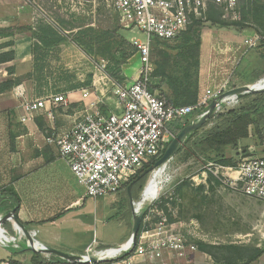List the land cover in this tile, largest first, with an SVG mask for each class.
<instances>
[{
	"label": "rangeland",
	"instance_id": "obj_1",
	"mask_svg": "<svg viewBox=\"0 0 264 264\" xmlns=\"http://www.w3.org/2000/svg\"><path fill=\"white\" fill-rule=\"evenodd\" d=\"M30 2L34 9L32 22L34 32L39 37L54 42L52 44H42L41 42L42 48L38 51V68L34 78L41 88L72 90L80 85H87V88L90 89L94 85L95 88L92 89L94 95L101 97L110 107H115L114 85L121 83L119 80H125L126 77L133 79L136 76L139 58L135 56V49L129 40L136 34L122 23L113 0H30ZM212 19L219 20L226 27L213 24ZM196 23L202 25L198 33V45L194 40H187L183 36L175 41H154L150 51V61L153 66L151 85L163 87L162 82L166 84L171 79H182L185 88L182 102L189 103L186 106L192 107H196L200 97L206 91L215 92L226 81L228 87L230 86L229 82H233V75L228 78L230 73L224 80L215 74L219 69V64L221 66L226 63L227 69H231V65H233L232 49L230 46L214 44V48L211 47L210 50V61L207 62L212 73L209 82L215 83L214 88L206 89L200 85L202 68L206 64V61L202 60V56L203 58L206 56L202 52V37H210L211 33H218L220 40L224 41L222 36L224 33L228 37L227 39L232 40V31L238 33L249 27H256L260 32L258 36L264 37V0H239L235 11L229 13L223 11L217 5L216 0H208L205 15ZM236 23L240 26L239 28L232 26ZM136 37L143 39L141 34H137ZM209 40L214 42L217 39ZM57 41L59 42L57 43ZM263 44L264 42L259 46ZM223 50L224 52H222ZM123 53H132L133 56L122 65L120 61ZM220 57L226 58L224 62L218 61ZM251 58L256 62L259 61L260 66L264 65V54L258 55L256 50H252L242 58L243 63ZM257 85H264V77L255 86ZM228 87L225 92L231 90H228ZM258 95H244L242 96L244 98H238L239 101L235 105H222L223 110L219 115L226 114L239 105L256 99ZM231 101L236 103L235 99ZM205 111V108H197L189 120L176 123L183 128L196 121ZM207 123L198 132V136L209 132L217 125L214 121L210 124ZM175 136L172 134L170 142ZM226 151L236 165L246 158V154H249L250 151H253L258 157H264V134L260 139H254L250 134L248 139L226 148ZM213 157L202 144H197V137L191 139L184 150L173 157L168 166L164 164L155 169L136 185L135 193L132 196L133 201L136 205L142 202L147 183L154 176H160L155 192L150 194L140 208L151 210L156 207V211L154 210L155 212L149 215L145 228L154 229L159 224L175 225V231L185 236L189 244L195 245L200 252L205 247L202 250H205L206 254L210 256L213 264L244 263L249 255L262 247L255 248L231 241L230 235L233 231L227 219L232 216V208L225 204L224 209L219 214L216 213L218 200L215 188L217 184H220L221 176L219 178L218 172L209 166V163L213 166L218 165L209 160ZM212 175H216L215 179ZM204 176H207V181H211L214 186L210 184L206 186L207 181H203L202 178ZM230 189L234 190L231 187ZM123 192L124 189L116 195L117 202L121 197L124 200ZM227 199L226 197V201ZM259 202L261 203V201ZM117 211L119 213L118 209ZM6 213L0 214L5 215ZM111 217L113 218L108 220L113 224L106 228L97 225L96 236L94 235L93 238L111 240L117 237L120 233V227L116 224L118 215L115 212ZM220 217L224 218V221L218 220ZM191 220L198 222L197 233L189 232L190 230L185 226ZM0 231L11 243L6 248L2 246L4 242L0 241V253L11 251L15 236L12 222H3L0 225ZM104 248L106 247L100 246L96 249Z\"/></svg>",
	"mask_w": 264,
	"mask_h": 264
},
{
	"label": "crops",
	"instance_id": "obj_2",
	"mask_svg": "<svg viewBox=\"0 0 264 264\" xmlns=\"http://www.w3.org/2000/svg\"><path fill=\"white\" fill-rule=\"evenodd\" d=\"M33 17L34 9L30 0H0V29L30 27L34 31ZM232 34V40H229L223 33L224 41L220 40L218 33L202 37V52L206 55L205 58L202 56V60L206 61L205 67L202 68L200 82L202 87L213 89L215 85L214 82H209L212 73L207 65L214 44L230 46L232 49L231 69H227L228 65L223 63L221 66L218 65L219 69L215 73L224 80L232 72L233 82H229L228 90L256 85L264 77L263 64L260 66L259 61L256 62L253 58L243 63L242 59L252 50H256L258 55L264 54V44L257 49H247L244 45L246 38L252 39L258 34L249 28L238 33L232 31ZM211 38L217 40L211 42L209 40ZM41 48L39 40L28 31L9 37L0 36V213L15 208L16 219L28 232L35 233L34 241L41 247L80 256L91 245L97 225L102 228L109 227L113 223L108 219H112L111 215L116 212L118 215L116 224L120 227V233L111 240L96 238L95 247L125 246L131 236L132 221L128 197L127 201L121 197L119 202L117 196L97 200L87 198L84 188L77 183L67 163L58 156L56 148L46 141L52 133L61 135L68 132L75 120L82 115L85 104L93 97L91 95L87 99L82 97V90L87 89L82 85L72 90L41 88L34 78L38 68V51ZM10 54L12 59L8 60L7 56ZM225 59L220 57L218 61L224 62ZM9 84L8 90L1 91L4 85ZM57 94L68 98L67 107L47 104L46 109L32 115L26 122L20 121L25 116L21 108L23 102L36 101ZM231 103L234 102L225 101L227 105ZM249 154L254 152L250 151ZM226 156L231 158L227 151ZM220 172L218 173L219 178L221 176L220 184L215 188L218 200L216 213L219 214L225 204L232 208V216L227 219L233 231L230 235L231 241L255 248L262 247L259 250H264V203L248 199L241 193L231 190L230 186L223 182L224 173ZM212 177L215 179L216 175ZM159 178L160 176H154L147 183L144 199L136 205V209L140 210L144 201L155 192ZM202 178L203 181H207V176ZM205 184L214 186L211 181ZM218 220L224 221V218L220 217ZM197 224V220H191L185 226L189 232L195 233ZM241 228L243 230L240 231ZM0 241L5 244L10 242L1 231ZM12 253V251L0 253V264H8L11 258L21 264H32L30 261L34 252L26 249L15 256ZM39 255L46 259V255ZM113 264L157 263L147 257L132 255L116 260ZM180 264L213 262L210 256L197 249L196 253L190 254ZM252 264H264V252Z\"/></svg>",
	"mask_w": 264,
	"mask_h": 264
},
{
	"label": "built area",
	"instance_id": "obj_3",
	"mask_svg": "<svg viewBox=\"0 0 264 264\" xmlns=\"http://www.w3.org/2000/svg\"><path fill=\"white\" fill-rule=\"evenodd\" d=\"M207 1L113 0L122 23L131 32H135L136 36H143V39L136 36L129 39L135 49V56L139 58L136 76L133 79L126 77L123 82L114 85L115 107H110L101 97L94 95V85L82 90L84 99L90 95L93 97L85 104L82 115L75 120L68 132L61 135L52 133L46 139L67 163L77 183L84 188L87 198L97 200L115 197L141 169L162 155L172 137L170 125L189 120L197 108L207 109L210 102L217 100L227 89L226 81L217 91H206L196 107L173 106L157 92L150 90L153 72L150 51L154 41L169 42L179 39L205 15ZM238 1L216 0L217 5L227 13L235 11ZM262 42L264 37L255 36L246 39L244 45L247 49H255ZM231 74L232 72L230 76ZM235 98L237 104L239 100ZM224 100L225 98L220 102L214 116L222 112V105H235H227ZM47 104L67 107L69 100L62 94H57L36 101H25L21 104L25 116L20 121L26 122L32 115L46 109ZM209 166L218 173L223 172V182L235 191L264 203V157L249 155L235 167L213 166L210 163ZM154 210L156 211V207L138 211L142 213V219L134 246L130 245L117 255L100 258L92 254L118 250L123 245L96 249L97 240L94 237L78 261H88L92 256L97 259L96 264H103L115 262L121 256L131 253V256L147 257L157 264H180L190 254L196 253L197 247L189 244L185 236L175 231V225L159 224L154 229L145 228V223ZM12 228L14 237L20 232L19 241L12 243V248L26 249L29 243L25 236L21 235L22 232L13 223ZM29 235L34 241L35 233L29 232ZM8 244L2 246L8 248ZM34 245L41 248L35 241ZM50 258V255H46V260Z\"/></svg>",
	"mask_w": 264,
	"mask_h": 264
},
{
	"label": "trees",
	"instance_id": "obj_4",
	"mask_svg": "<svg viewBox=\"0 0 264 264\" xmlns=\"http://www.w3.org/2000/svg\"><path fill=\"white\" fill-rule=\"evenodd\" d=\"M211 22L219 27H226V25L219 22V20L212 19ZM232 26L238 27V28L240 27L237 23L233 24ZM201 28H202V25L200 23H194V25L189 27V29L179 39H181L184 36L185 39L187 38V40H194L195 44L198 45L199 44L198 33L201 30ZM249 29L254 30L257 34L260 33L256 27H249ZM25 31L31 32L33 36L40 41V43L42 42V44L54 43V42L48 41L47 39L43 37H39L38 34L32 31L30 27H18V28L13 27V28H7V29H0V36L9 37V36H13L14 34L25 32ZM58 42L59 41H57V43ZM132 56H133L132 53L130 54L123 53L120 64L123 65L127 63V61ZM7 59L11 60L12 54L8 55ZM119 81L123 82L124 79L119 80ZM163 83L164 82H162V85H164L163 87L160 85L158 87H155L151 85L150 83V90L152 92L154 91L157 92L168 103L172 104L173 106L183 107V106L189 105V103L182 102V99H183L182 96L185 90L182 79H171L170 81L166 82V84H163ZM82 86L86 88L88 87L87 85H82ZM9 88H10V84L4 85L1 91H6ZM240 97L241 99L244 98L242 96ZM213 121L217 123V125H215L209 132L198 136V132L201 130L199 129L198 131H195L189 136H187L183 145L179 148V150L177 151L175 155L179 154L182 150H184V147L189 143L191 139H194L195 137H197V144H200V145L202 144L204 149H206V151L208 152H211V154L214 156L213 158H209L210 161L212 160L216 164L223 166V167H235L236 164L233 163V160L231 158H227L226 156V148L230 146H235L241 140L248 139L250 137V134L251 136H253L254 139L262 138V134H264V95L259 94L256 99H253L252 101L247 102V103H243L242 105H239L235 109L228 111V113L226 114H221V115L218 114L216 116H213V118L207 124H210ZM181 128H182L181 125L177 123H174L169 126V129L173 135H177L180 132ZM246 156L248 157L249 155L246 154ZM156 160L157 159L151 161L144 168L150 167V165H153L156 162ZM142 171L143 169H141L137 173V175H139ZM138 183H136L132 188V196L135 193V187ZM126 186L123 192L125 201H127V194L125 191ZM202 249H205V247H203ZM202 249H201V252L206 253V251ZM11 251L13 252L12 253L13 256H15L22 251H26V249L24 248L19 249V250L11 249ZM263 252L264 250H256L252 255H249L247 257L246 262L240 263V264H252L256 260H258L260 256H262ZM129 256H131V253L123 255L118 260H121ZM30 262L32 264H66L64 261L57 259V258H53V257H51L49 260L43 259L37 253H33L32 260ZM113 263L114 261L103 263V264H113ZM8 264H21V263L11 258L8 260Z\"/></svg>",
	"mask_w": 264,
	"mask_h": 264
},
{
	"label": "water",
	"instance_id": "obj_5",
	"mask_svg": "<svg viewBox=\"0 0 264 264\" xmlns=\"http://www.w3.org/2000/svg\"><path fill=\"white\" fill-rule=\"evenodd\" d=\"M264 93V87L253 89L249 88L248 86H242L238 88L231 89L222 95L218 97L217 100H212L210 104L208 105L205 113L201 115L196 121L184 126L180 132L171 140V142L166 147L164 153L159 157L156 162L151 165L150 167L144 169L139 175H137L128 185L126 186V194L128 197L131 213H132V221H131V236L128 240L129 246H134L136 244V239L139 234L140 230V224L142 219V213L136 211V203L133 201L132 197V188L133 186L144 179L147 175L151 174L155 169H158L159 167L163 166L164 164H169L179 148L183 145L184 141L186 140L187 136L192 134L195 131H198L201 129L204 125H206L207 122H209L214 114L217 108L220 106V102L223 98H226L228 96H235L239 98L240 96L244 95H251V94H263ZM144 191V190H143ZM15 208L7 212L5 215H3V218L0 220V225L3 222H13V225L19 229L23 235L25 236L26 240L29 243V246L26 248L27 250L39 253L42 255H50L53 257H56L62 261H65L67 264H96L98 261L95 257L90 256L88 261L85 262H79L80 259L79 256L76 255H69L65 253L58 252L56 250L50 249L48 247H41L37 248L34 245V241L29 235V232L25 229V227L16 219L15 214Z\"/></svg>",
	"mask_w": 264,
	"mask_h": 264
},
{
	"label": "bare ground",
	"instance_id": "obj_6",
	"mask_svg": "<svg viewBox=\"0 0 264 264\" xmlns=\"http://www.w3.org/2000/svg\"><path fill=\"white\" fill-rule=\"evenodd\" d=\"M262 87H264V85H261V86L257 85V86H255V84H254V85L249 86V88H253V89H258V88H262ZM233 99H236V98H235V97L228 96V97L225 98L224 102H225V101H229V100H233ZM143 192H144V191H143ZM141 196H142V195H141ZM136 211H139V209H136ZM2 218H3V215L0 214V220H1ZM12 223H13V222H12ZM16 229H17V227H16ZM22 234H23V233H21V235H22ZM19 237H20V232H18L17 237H13L14 241L18 242V241H19ZM4 245H5V243H4ZM125 246H127V247L124 248ZM125 246L121 247V248L118 249V250H112V251H108V252H106V253H100V254H99V253H93L92 255H93V256L100 257V258H105V257H104L105 255H107V256H114V255H117L121 250H125V249H127V248L129 247V243L127 242ZM122 248H123V249H122Z\"/></svg>",
	"mask_w": 264,
	"mask_h": 264
}]
</instances>
